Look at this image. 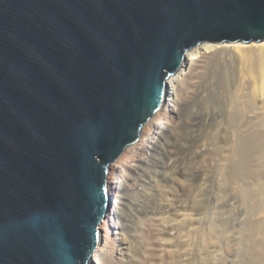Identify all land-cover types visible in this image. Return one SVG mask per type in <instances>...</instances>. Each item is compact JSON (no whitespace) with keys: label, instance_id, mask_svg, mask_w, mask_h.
<instances>
[{"label":"water","instance_id":"95a60500","mask_svg":"<svg viewBox=\"0 0 264 264\" xmlns=\"http://www.w3.org/2000/svg\"><path fill=\"white\" fill-rule=\"evenodd\" d=\"M263 41L264 0H0V264H91L187 52Z\"/></svg>","mask_w":264,"mask_h":264},{"label":"bare ground","instance_id":"6f19581e","mask_svg":"<svg viewBox=\"0 0 264 264\" xmlns=\"http://www.w3.org/2000/svg\"><path fill=\"white\" fill-rule=\"evenodd\" d=\"M223 53L231 58L223 56ZM218 55L232 61L235 67H240L241 71L234 68L240 72L238 75L242 82L239 80L238 84L248 81L244 83L247 87L241 85L243 89H240L238 86L240 90L237 89L236 96L232 94L233 109L227 111L224 122L214 123L212 131L215 135L207 139L200 138L202 135L198 138L196 132H199L202 121L191 119L188 129L190 127L193 134L188 136V141L185 140L186 146L182 141L185 148L179 147L181 142L179 146L175 143L176 146L173 140H166L164 134L173 135L172 124L177 120L176 112L181 100L186 101L193 93L192 89L197 87L195 85H199L196 79H201L202 83V78L207 74L202 69L205 71V68L212 66L211 59ZM220 56L219 59L222 58ZM213 66L210 68L214 69ZM212 69L208 70L211 74ZM179 76L183 77L177 81L176 87L174 83ZM168 86L165 104L143 128L139 140L126 148L110 166L106 178L110 210L99 225V243L91 264H122L123 256L127 257L125 264H197V255L209 252L214 247V239L219 238L216 229L222 232L216 224L213 225L215 213L209 216L212 206L218 203L222 208L242 206L244 213L248 204L259 205L263 200L264 41L202 44L187 52L184 66L168 79ZM248 95L251 101L247 102H255L252 112L245 110ZM219 131L222 138L216 141L214 139ZM233 131L237 132L236 136ZM181 137L182 134L178 136L179 141L183 140ZM154 151H159L166 161L160 162L155 158L152 155ZM148 162L174 171L168 179L171 187L167 189L156 182L149 195H141L140 200L133 203L135 211L132 209L131 214L125 217L128 230L123 232L124 228L121 230L118 223V211L126 200V189L132 190V193L134 191L130 185V172H145ZM227 213L226 217L222 216L225 222L230 216ZM223 228L225 234L227 227ZM134 238L140 245L139 249L132 247ZM169 239H173V242ZM193 259L195 261H191Z\"/></svg>","mask_w":264,"mask_h":264},{"label":"rangeland","instance_id":"374dc122","mask_svg":"<svg viewBox=\"0 0 264 264\" xmlns=\"http://www.w3.org/2000/svg\"><path fill=\"white\" fill-rule=\"evenodd\" d=\"M225 55L227 54L223 53V56ZM216 56H214L216 61H213L215 60L214 58L211 59L213 63L210 61V64L211 63L213 65L215 64L214 66L212 65L214 69L210 68L212 67L210 66V64L208 65L210 67L208 69L205 68V71L204 69H202L204 74L207 73L204 76L205 79L204 77L202 78V83L200 82L201 79L199 80L196 79V84L199 81V85H195V87L196 86L197 87L195 89L194 88L192 89V91L193 90L194 91L193 93L190 94L189 98L186 101L181 100L180 105L176 112L177 114L176 116H178L176 117L177 120H175V123L172 124V126L174 125V127H172L173 135L169 133L164 134V138H166V140L170 142L173 140L172 142H174V144L176 143L178 145V143L180 144L181 142L180 146L178 145L179 147L182 146L183 143L182 141H184L183 145L186 146L185 140L188 141V139H190V137L188 136H191V134H193L191 132L192 131L191 128L189 127L188 129L189 126L188 121H191V119H197V120L201 119L200 121H202L200 122L201 128L199 127L200 130L198 129L199 132L198 131L196 132L198 138L202 135L200 138L207 139L210 137V135L212 134L215 135V132L213 133L212 131L213 128H215L214 123L218 124L221 123V121L224 122L227 111L233 109L231 108L232 96L234 95L235 97L238 91L240 89H243L241 85L247 87L246 84L244 83L248 81L243 82V84L239 85L240 81L242 82V80L240 79V75H238L240 73L239 70L241 71V69L240 67L238 68V66L235 67L234 63L233 64L231 63L232 61L229 60L231 58L229 57L230 55L229 56L227 55L229 59H227L226 57H222V55L221 56L218 55V57ZM219 56L222 58L219 59ZM218 59L220 60V64ZM223 60H225L224 61L225 63L223 62ZM234 68H237L239 70ZM210 69H212L213 71L212 74L211 71L208 72V70ZM181 77L183 76H179V78L175 81L174 83L175 86L177 85V81L180 80ZM238 86L240 87V89ZM249 95L247 98H245L246 101L245 106L247 107V109L245 108V110L253 111L255 110L253 109L255 106L252 105H255L254 104L255 102H251V103L247 102V101L249 102L251 101L248 100L251 99ZM232 100H234V98ZM203 120H205V122L207 121L206 124ZM203 126L207 127V129L205 127L203 128ZM208 127L209 128L211 127V129H209ZM180 132L182 134L181 139H183L181 141H179L180 138H178V136H181ZM233 134H235L236 136L237 132L233 131ZM221 138H222V132L219 131L217 132L216 138L213 139L217 141V140H221ZM213 139L210 140L213 141ZM184 146H182V148ZM152 155H154V157L157 158L160 162L166 161V157H164L159 151H154ZM151 163L149 162L146 163L147 164V167L145 169L146 171L143 170L145 172H130L131 175L130 185L134 191L132 193V190L127 191L126 189V191L124 192L125 193L124 195H126L124 196L126 197L125 198L126 200L123 202L124 204L120 207L121 210L118 211L119 214L118 223H119V227L120 228L122 227L121 230L124 228L123 232H127L128 230V227H125L126 226L125 217L126 215L131 214L132 209H134L135 211V207L133 203L134 202L136 203V201L138 202L141 198V195L143 196L149 195L152 191L153 185L156 182L162 183L163 186H165L167 189L171 187V184L169 183L168 179L174 174V171L165 170L163 169V167H156L155 164L153 163H152L153 165L149 166ZM170 163L171 162H169L168 165ZM146 164L144 166H146ZM242 212H243L242 206H236V205H233L232 207L222 208L221 203H218L215 207L214 206L211 207L209 211L210 214L209 213L208 214L210 216L213 215V213H215L214 218H217L218 220L213 218V221L215 222V223L213 222L214 223L213 225L216 224L215 226L220 228L222 232L220 233L219 229H216V227L214 226L215 229L217 230V233L219 232L217 234L218 235L217 237L219 238L214 239L215 241L214 247L211 248L209 252L205 254L197 255L198 257L196 259L197 264H264V197L259 205L248 204L247 207H245V212L244 213ZM225 213H227V216L230 215L227 222L223 220L224 219L223 217H226ZM219 221L223 223L221 222L218 223ZM204 226L202 225V227ZM224 226L225 228L227 227V229H225V231L227 230L225 234L223 233ZM262 229L263 231H261ZM117 230L119 231L118 228ZM137 232L140 233L138 230ZM220 234L223 236H220ZM169 241L173 242V239H169ZM131 244L132 247H134V249H139L140 247L136 238L132 240ZM191 261H195V260L193 259ZM126 262H127V257L123 256L122 264H125Z\"/></svg>","mask_w":264,"mask_h":264}]
</instances>
